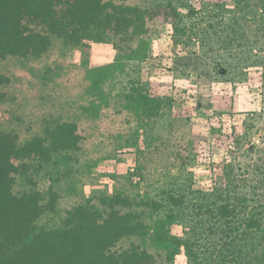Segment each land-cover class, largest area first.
Returning a JSON list of instances; mask_svg holds the SVG:
<instances>
[{"label":"rangeland","instance_id":"obj_1","mask_svg":"<svg viewBox=\"0 0 264 264\" xmlns=\"http://www.w3.org/2000/svg\"><path fill=\"white\" fill-rule=\"evenodd\" d=\"M170 1L179 17L176 30L162 25L144 61L114 72L113 94L135 83L137 96L164 102L160 112L150 117L137 112L133 123L127 113L118 115L116 130L126 137L107 146L93 136L100 130L85 124L96 120L82 117L85 108L96 117L106 103L98 91H87L81 74L73 71L81 65L80 51L67 48L58 59L56 45L53 58L65 67L54 74L47 69L51 61L7 64L13 78L0 102V129L26 137L37 134L43 120L76 121L82 139L65 166L58 167L64 185L81 187L86 196L92 190L129 191L148 205L143 212L149 233L156 228L186 238L198 264H228V241L219 227L206 231V222L197 237L192 226L201 220L194 216L196 209L204 212L222 197H230L239 212L246 207L255 216L264 213V0ZM89 57L86 66H108L116 52L110 42L91 43ZM59 73L67 76L58 78ZM94 79L85 76L87 82ZM120 120L129 124L121 128ZM153 136L173 140L178 157L158 143L147 151ZM169 196L180 205L172 206ZM141 243L157 256L156 264H163L161 248L149 249L147 236ZM170 263L187 264L182 247Z\"/></svg>","mask_w":264,"mask_h":264},{"label":"trees","instance_id":"obj_2","mask_svg":"<svg viewBox=\"0 0 264 264\" xmlns=\"http://www.w3.org/2000/svg\"><path fill=\"white\" fill-rule=\"evenodd\" d=\"M178 19L170 0H0V102L13 78L7 64L51 61L52 68L47 69L54 74L65 67V62L53 58L54 47L60 48L58 59L67 48L78 50L81 65L73 71L81 74L87 91H98L106 103L96 117H90L86 108L82 117L96 120L85 123L100 130L93 136L107 146L116 144L126 137L123 130H116L118 115L127 113L133 123L137 112L150 117L160 112L164 102L137 96L135 83L128 91L113 94L114 72L144 61L149 41L158 37L165 23L176 30ZM105 41L112 44L115 61L86 66L90 44ZM87 74L95 79L87 82ZM66 76L62 73L58 78ZM106 108L114 112L111 117L101 114ZM119 123L121 128L129 124ZM39 127L37 134L26 137L0 129V264H156L157 256L141 243L146 236L149 249L156 245L163 250L159 251L164 254L163 264H171L180 247L187 264H198L186 238H175L169 231L160 234L156 228L147 231L143 211L148 205L136 201L129 191L92 190L86 196L81 187L62 183L63 170L58 167L65 166L69 152L82 139L83 128L76 121L43 120ZM167 139L153 136L147 151L162 144L176 159L174 142ZM169 203L180 205L172 196ZM201 211L196 209L194 216L208 219L195 221L192 234H203L206 222L209 232L217 225L228 241L231 264H264V213L257 218L246 207L239 212L230 197L218 198Z\"/></svg>","mask_w":264,"mask_h":264}]
</instances>
